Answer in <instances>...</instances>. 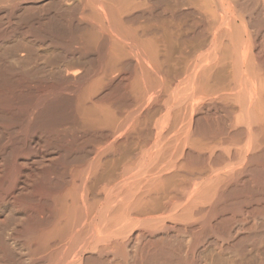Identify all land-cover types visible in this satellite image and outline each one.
I'll use <instances>...</instances> for the list:
<instances>
[{
    "label": "bare ground",
    "instance_id": "obj_1",
    "mask_svg": "<svg viewBox=\"0 0 264 264\" xmlns=\"http://www.w3.org/2000/svg\"><path fill=\"white\" fill-rule=\"evenodd\" d=\"M0 264H264V0H0Z\"/></svg>",
    "mask_w": 264,
    "mask_h": 264
}]
</instances>
